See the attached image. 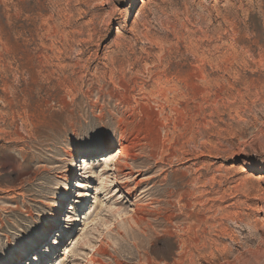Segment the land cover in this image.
<instances>
[{
	"label": "rangeland",
	"instance_id": "rangeland-1",
	"mask_svg": "<svg viewBox=\"0 0 264 264\" xmlns=\"http://www.w3.org/2000/svg\"><path fill=\"white\" fill-rule=\"evenodd\" d=\"M119 263L264 264V0H0V264Z\"/></svg>",
	"mask_w": 264,
	"mask_h": 264
},
{
	"label": "bare ground",
	"instance_id": "bare-ground-1",
	"mask_svg": "<svg viewBox=\"0 0 264 264\" xmlns=\"http://www.w3.org/2000/svg\"><path fill=\"white\" fill-rule=\"evenodd\" d=\"M191 96H192V98H195V96H196V91H192L191 90ZM139 141V140H138ZM144 144L143 145H147V146H149V147H151V149H152V153H153V151H155V150H157L158 148H160L161 147V145H162V142L161 141H159V139L158 138H156V137H154V138H149V139H147L145 142H143ZM137 146H139V147H141L142 146V144L139 142V144H137ZM163 146V145H162ZM128 147V145L127 144H125L124 142H122V141H120L119 142V144H118V156H117V159H116V166H115V169L118 171V172H120V174H122V175H124L125 177H124V181H123V183L125 182V183H127V180H126V177H127V175H131L132 173H131V171H125V169H128L129 168V166H128V164H127V159H129V160H133V161H135L136 159H137V153H131V154H129V153H127V151H126V148ZM144 148V147H143ZM193 152V151H192ZM150 156V155H149ZM151 156H153V155H151ZM140 157V156H139ZM81 161H82V159H81ZM80 162V161H79ZM72 172V171H71ZM71 172H70V175H72L71 174ZM192 180V179H191ZM123 187V186H122ZM167 187V186H166ZM132 187H129L128 189H127V191L129 192V194H131V192H132ZM171 190V189H170ZM189 191V190H188ZM186 192V191H185ZM184 192V193H185ZM191 192V191H190ZM196 192V191H195ZM189 193V192H188ZM193 193H194V191H193ZM200 193L201 192H199V195H200ZM174 194H176V193H174ZM189 195H191V193H189ZM179 196V195H178ZM192 196V195H191ZM190 196V197H191ZM201 196H202V194H201ZM193 197V196H192ZM195 198V197H194ZM181 199H183V200H185V202H184V207L186 208V209H189L190 208V206H191V202H190V199H189V197L186 195V193L185 194H183L182 196H181ZM192 199V198H191ZM161 200V199H160ZM178 203V202H177ZM181 204V203H180ZM180 207V206H179ZM185 208H183V209H185ZM167 209V208H166ZM141 210V208L139 209V207L137 206V205H135L134 206V208H133V214L131 215V217H132V222L136 225V227L138 226L139 228H141L142 230H141V233L143 232L144 233V236L145 237H147V232H146V230L147 229H143V227H146V228H148L149 227V225L148 224H146L147 226H143V225H145V220H146V218L144 217V215L143 214H141L140 212H143L142 210ZM59 211V208L58 207H55L54 208V210L52 211V213H51V218H52V220H51V224H50V227L49 228H47V230H46V233H48V231H49V229L50 228H53L54 226H55V221H56V219L58 218V212ZM148 211H149V209H148ZM193 211V210H192ZM145 212V211H144ZM188 212V211H187ZM180 213V212H179ZM171 215V214H170ZM130 216V215H129ZM148 216V215H147ZM175 216V215H174ZM86 217V216H85ZM164 217H165V215H164ZM171 217H173V215L171 216ZM80 218V217H79ZM166 218V217H165ZM168 219L170 218V217H167ZM176 218V217H175ZM186 218H187V216H186ZM193 218V213H189V215H188V220L189 219H192ZM188 222V221H187ZM195 223H188V224H186L187 226H185L184 225V223H183V225H184V228H183V232H184V234L182 233V235H183V237H184V235H186V239L184 240V245H182L183 247L185 246V247H187V244L190 242V241H192L193 239H192V236H190V234L192 233V231H193V225H194ZM224 225V224H223ZM180 226V225H179ZM178 226V227H179ZM222 226V225H221ZM196 227V226H195ZM220 227V226H219ZM150 228H151V226H150ZM154 228V227H153ZM181 228H182V226H181ZM224 228V227H223ZM225 229V228H224ZM155 230V229H154ZM221 230H223V229H221ZM180 231V230H179ZM139 233H140V231H139ZM166 233V232H165ZM198 233V232H197ZM215 233H217V232H215ZM199 234V233H198ZM196 235V234H195ZM224 235V234H223ZM222 235V236H223ZM219 236V235H218ZM217 236V237H218ZM152 237V236H151ZM155 237V236H154ZM211 237V236H210ZM197 238V237H196ZM180 240V239H179ZM205 240V239H204ZM47 241V240H46ZM183 241V240H182ZM194 241H196V240H194ZM214 244V243H213ZM99 246V245H98ZM182 249V248H181ZM199 249H200V247H199ZM185 250H186V248H185ZM203 250V249H202ZM69 251V250H68ZM144 252H146V250L144 251ZM110 253V252H109ZM193 253V252H192ZM149 254V253H148ZM23 256V255H22ZM21 256V257H22ZM18 258H20V256L18 257ZM113 258V257H112ZM115 258V257H114ZM146 258V257H145ZM186 258V257H185ZM184 258V259H185ZM202 258V257H201ZM19 260V259H18ZM96 260V259H95ZM93 261V260H92ZM150 261V260H149ZM157 261V260H156ZM159 262V261H158ZM178 262V261H177ZM176 262V263H177ZM165 263V262H164ZM120 264V263H119ZM143 264V263H142ZM195 264V263H194Z\"/></svg>",
	"mask_w": 264,
	"mask_h": 264
},
{
	"label": "snow or ice",
	"instance_id": "snow-or-ice-1",
	"mask_svg": "<svg viewBox=\"0 0 264 264\" xmlns=\"http://www.w3.org/2000/svg\"><path fill=\"white\" fill-rule=\"evenodd\" d=\"M95 136H97L100 140H103L104 137L107 135V132L104 129H98L95 133Z\"/></svg>",
	"mask_w": 264,
	"mask_h": 264
}]
</instances>
